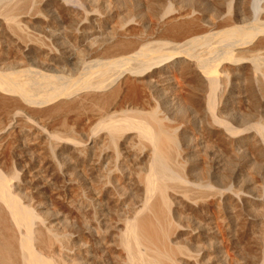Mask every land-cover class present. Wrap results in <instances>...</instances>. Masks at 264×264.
Returning <instances> with one entry per match:
<instances>
[{"label": "bare ground", "instance_id": "1", "mask_svg": "<svg viewBox=\"0 0 264 264\" xmlns=\"http://www.w3.org/2000/svg\"><path fill=\"white\" fill-rule=\"evenodd\" d=\"M0 41L2 91L50 104L33 111L47 123L86 114L107 128L58 154L70 179L86 167L111 215L83 227L113 264H229L218 218L235 264H264V0H2ZM9 180L0 171V264L103 263Z\"/></svg>", "mask_w": 264, "mask_h": 264}, {"label": "rangeland", "instance_id": "2", "mask_svg": "<svg viewBox=\"0 0 264 264\" xmlns=\"http://www.w3.org/2000/svg\"><path fill=\"white\" fill-rule=\"evenodd\" d=\"M230 8L231 5L229 6V9ZM2 52L3 47L0 41V57L2 56ZM1 91L0 88L1 99L7 100L12 105L9 106L7 101V106L3 103L0 104V111L3 112H0V123H3L0 124L3 126L1 127L3 129L0 130V171H2L8 179H11L9 182L13 183L15 186L13 190L18 198L20 197L19 200L24 205H28V207L30 206L32 210L36 211L34 213H37L39 216L41 215L43 218H56L55 220L58 225L56 232H58V234L67 235L71 238L73 237L72 239L74 240H82V251H86L91 259H96L94 255L96 256L97 254V256L100 257L101 263L103 262L102 264H113L109 251L105 248L97 247L93 235L90 233L91 231L83 227V224H85L92 231L94 230V227H97L98 220L96 218V210L108 219H111V215L108 213L105 205L97 201V197H95L94 191L92 190L94 189L93 183H91L89 179V181L87 180L86 167L84 168L83 165L81 166L79 164L80 166H78L76 164L72 169L73 176L72 179H70L65 174V170L68 168L66 166L67 164L58 154V147L64 146L63 144H65L70 150L81 148L87 151V149L91 148V143L93 144L92 139L101 135L107 130V128L100 127L98 121H95V119L90 120L92 117L90 118V116L86 114L85 116L87 117H85L84 114L83 116H81L82 114H78V116L75 114V116L73 114L62 116L56 118L53 122L51 121V123H47L45 117L36 116L33 111L40 114L46 111V108H49L50 104L40 105L39 100H36L38 98H35L36 101H34V99L33 101L24 99V101H21L22 98L19 95L16 96L14 92L9 90ZM19 97L21 99H19ZM14 99H19L21 103L24 102L23 104L20 103V105L15 101L20 107H22V105L23 107H25L24 105H26V107L27 105H30L28 106L30 109L39 108L31 110V112L29 108L28 110H26V108L23 109V107L18 109L19 107L15 104L16 107H18L16 110V107L13 106L14 102H11ZM40 109H42V112L38 111ZM7 113L10 116L9 118ZM92 122H94V124ZM21 125H26L27 128L29 127L28 129L31 133L26 141L20 133ZM59 126H62L63 128L60 130ZM84 133L91 134L92 137L90 136V138H87L84 136ZM30 140L32 141L29 142ZM47 147L51 148L54 157L52 159L53 163L51 164H49L46 158H44L42 151H45ZM54 163L58 169L52 165ZM12 177H14V179ZM255 181L257 182V185L260 183V185H258L259 187L263 185L261 189L264 188V179H260L259 177L255 178ZM263 193L264 190L262 191V194ZM80 196L86 201V203L92 204V206L86 207L84 203V206L81 205L79 200L81 198ZM221 219L222 218H218L213 221V232L214 234L217 232L215 236L217 237V241L220 240L217 242L219 245H217L222 247L221 252H223L222 254H224V258H227L228 263L235 264V261H240L242 259L239 254L242 249L238 246V254L236 253V249L233 248V241L229 237L231 235L226 231L224 227L225 222H221ZM221 225L224 228H222ZM229 240H231L232 243ZM231 245L233 246L231 247ZM74 264L83 263L81 261H76Z\"/></svg>", "mask_w": 264, "mask_h": 264}]
</instances>
